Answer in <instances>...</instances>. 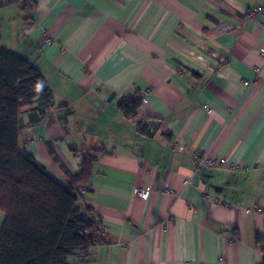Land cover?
<instances>
[{
    "label": "crops",
    "instance_id": "obj_1",
    "mask_svg": "<svg viewBox=\"0 0 264 264\" xmlns=\"http://www.w3.org/2000/svg\"><path fill=\"white\" fill-rule=\"evenodd\" d=\"M259 4L0 6V44L33 62L53 93L41 120L21 114L20 150L62 186L68 178L58 162L75 173L84 151L96 156L79 191L102 232L67 264H260L264 13L249 17ZM129 98L141 104L127 117L118 106ZM144 118L151 135L137 126ZM202 155L233 166L204 167ZM254 204L263 212L245 213Z\"/></svg>",
    "mask_w": 264,
    "mask_h": 264
},
{
    "label": "trees",
    "instance_id": "obj_2",
    "mask_svg": "<svg viewBox=\"0 0 264 264\" xmlns=\"http://www.w3.org/2000/svg\"><path fill=\"white\" fill-rule=\"evenodd\" d=\"M37 1L0 0V6L36 5ZM140 104V99L129 98L118 108L130 117ZM53 105V93L35 64L0 44V212L5 216L0 264H67L69 256H79L100 238L99 219L82 203L79 191L90 184L94 153L83 152L75 173L58 162L68 178L62 186L32 154L19 148L21 114L29 111L41 120ZM150 124L148 118L137 121L140 131L148 135L154 128ZM255 242L264 264V236L256 235Z\"/></svg>",
    "mask_w": 264,
    "mask_h": 264
},
{
    "label": "built area",
    "instance_id": "obj_3",
    "mask_svg": "<svg viewBox=\"0 0 264 264\" xmlns=\"http://www.w3.org/2000/svg\"><path fill=\"white\" fill-rule=\"evenodd\" d=\"M263 9H264V5L259 4L253 10H251L250 14H252L251 16L255 17L259 15ZM199 164L204 167H214L220 165L222 167L231 168L233 166L224 158H217L215 156H203V155L199 157ZM135 192L142 198H146V196L148 195V191L145 189H137L135 190ZM164 192H166V190ZM244 211L245 213H250L253 211L263 212V209L259 205L254 204L251 207L246 208Z\"/></svg>",
    "mask_w": 264,
    "mask_h": 264
},
{
    "label": "rangeland",
    "instance_id": "obj_4",
    "mask_svg": "<svg viewBox=\"0 0 264 264\" xmlns=\"http://www.w3.org/2000/svg\"><path fill=\"white\" fill-rule=\"evenodd\" d=\"M264 5V4H263ZM262 13H264V9L261 11V13L260 14H262ZM252 14H249V17L250 18H254V16H251ZM256 17V16H255ZM145 94H146V91H144V94H143V97L145 96ZM142 97V98H143Z\"/></svg>",
    "mask_w": 264,
    "mask_h": 264
}]
</instances>
